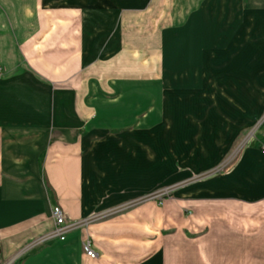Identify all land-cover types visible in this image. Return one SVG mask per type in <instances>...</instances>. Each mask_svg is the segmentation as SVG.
<instances>
[{
  "label": "crops",
  "instance_id": "1",
  "mask_svg": "<svg viewBox=\"0 0 264 264\" xmlns=\"http://www.w3.org/2000/svg\"><path fill=\"white\" fill-rule=\"evenodd\" d=\"M175 1L181 9L188 2ZM74 3L0 0V264H264V157L255 147L264 132L228 176L189 185L160 206L142 197L168 176L149 183L157 154L137 142H148V123H165L161 88L117 75L105 89L98 77L85 84L90 29L118 30L111 42L120 50L161 46L148 14L170 0H99L92 11ZM73 63L82 71L74 77ZM210 127L187 157L195 170L213 171L225 152L218 145L235 132ZM56 207L67 216L62 228Z\"/></svg>",
  "mask_w": 264,
  "mask_h": 264
},
{
  "label": "rangeland",
  "instance_id": "2",
  "mask_svg": "<svg viewBox=\"0 0 264 264\" xmlns=\"http://www.w3.org/2000/svg\"><path fill=\"white\" fill-rule=\"evenodd\" d=\"M80 1L74 0V11L81 10ZM82 1L88 11L101 6L99 0ZM176 2L170 0L164 11L148 14L161 32V46L148 47L139 41L134 45L136 49L120 50L111 42L119 37L118 30L111 27L89 31L92 37L88 39V50L92 56L85 67V84L88 81L90 87L98 77L105 89L113 76L130 77L147 81L148 87L159 85L165 97V123H148V142L141 141L144 135H139L137 142L157 154L148 165L149 183L168 176L165 185L152 187L142 197L150 201L162 194L164 202L189 185L218 175L228 176L250 141L264 132V0H188L183 9L176 8ZM61 12L57 14L58 23L64 16ZM74 32L83 37L80 31ZM77 66L72 64L70 75L82 73ZM76 80L79 82L80 76ZM106 90L111 101L118 98ZM96 95L89 94V101ZM146 111L137 115L142 117ZM210 123L217 135H225L230 127L235 132L229 140L219 142L218 148L225 152L211 167L213 171L195 170L187 157L202 129L204 134L208 132ZM256 145L263 158L264 139H258ZM162 151L169 159L160 157ZM175 154L178 158L173 159L170 155ZM194 156L190 158L194 160ZM172 167L175 172H171ZM179 178L182 180L177 182Z\"/></svg>",
  "mask_w": 264,
  "mask_h": 264
},
{
  "label": "built area",
  "instance_id": "3",
  "mask_svg": "<svg viewBox=\"0 0 264 264\" xmlns=\"http://www.w3.org/2000/svg\"><path fill=\"white\" fill-rule=\"evenodd\" d=\"M1 71V68H0ZM264 153V150H263ZM164 196V195H163ZM162 194L161 195H157L156 197H154L153 199H157L155 201H157L158 205H162L163 204V198ZM52 216L53 219L56 223L57 228H62L66 225L67 223V216L66 214L63 212V210L60 207H56L53 209L52 212ZM83 251L85 253V255L89 258V259H96L97 258V254L96 252L92 249L91 243L90 242H86L83 245Z\"/></svg>",
  "mask_w": 264,
  "mask_h": 264
}]
</instances>
